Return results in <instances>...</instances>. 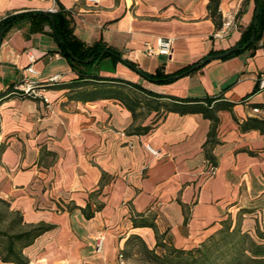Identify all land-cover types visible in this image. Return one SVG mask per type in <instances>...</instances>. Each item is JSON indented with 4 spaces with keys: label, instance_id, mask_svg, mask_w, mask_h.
Returning a JSON list of instances; mask_svg holds the SVG:
<instances>
[{
    "label": "crops",
    "instance_id": "0c3cea01",
    "mask_svg": "<svg viewBox=\"0 0 264 264\" xmlns=\"http://www.w3.org/2000/svg\"><path fill=\"white\" fill-rule=\"evenodd\" d=\"M97 1L0 0V20L60 5L84 43L102 41L140 71L171 74L234 47L254 12L253 0H218L217 22L221 12L238 9L240 29L217 40L209 0ZM45 31L30 34L21 23L0 45V199L25 224L52 227L23 250L27 264H118L119 252L126 264H138L126 256L125 243L135 235L155 247V231L145 222L168 245L190 249L226 224L232 229L256 218L251 210L264 214V131L244 127L259 121L251 108L264 105V89L251 94L264 74V30L253 51L212 60L166 84L110 58L96 62L82 70L152 95L123 86L119 95L111 91V98L94 101L77 100L63 87L76 74ZM158 38L173 39L169 58L143 53ZM52 77L57 81L47 84ZM27 82L39 97L22 93ZM168 97L232 107L216 113L211 135V120L170 110L175 102ZM99 233L104 241L97 254ZM0 264L13 263L0 257Z\"/></svg>",
    "mask_w": 264,
    "mask_h": 264
},
{
    "label": "trees",
    "instance_id": "16d2710c",
    "mask_svg": "<svg viewBox=\"0 0 264 264\" xmlns=\"http://www.w3.org/2000/svg\"><path fill=\"white\" fill-rule=\"evenodd\" d=\"M253 3V18L250 24L245 29L241 30L240 38L234 46L237 48V50L220 60L231 58L245 50L253 51L254 49H256V44L261 39L264 30V0H253ZM217 5L218 0H209L208 10L210 17L216 22V29L220 27V22H217L216 20ZM256 10L258 11L257 16H255ZM255 20L256 25L254 26ZM21 23L27 24V31L30 34L45 33V28H48V34L53 38L57 46V50L55 51V53H57L61 57H64L68 61L72 71L76 74V78L68 84H65L63 87L69 88L70 90H74L72 97L80 101H94L97 99L111 98L112 95H109L111 91L114 93V95L117 96L120 94L119 88L123 86H128L129 89L138 90L149 96L152 95L151 93L143 90L136 84H131L118 78L91 75L82 70L83 68L91 66L92 64L100 62L104 59L110 58L115 62H121L132 70L139 73L141 76L145 77L150 82L166 84L171 83L178 78H181L185 75L191 74L201 69L210 62V57L224 53L232 48L231 47L229 49L221 51H211L205 57L201 58L192 65L180 68L171 74H164L161 68L156 69L153 74H149L140 71L134 64L121 59L119 52L107 46L104 42L98 41L88 45L81 41L79 38H77L74 35V22L70 16V12L65 10L60 5H57V9L55 12L24 11L20 13L6 15L0 20V33H2V38L10 29ZM252 38L253 41L251 42ZM90 58L94 59L91 63H83L84 61L89 60ZM257 89L258 88L256 85L251 94L255 93ZM0 96L3 95L0 94ZM168 98L175 102L170 105V110L182 115L200 113L205 118L211 120V122L213 123L211 135L218 122L216 113L222 110H229L232 107L231 103L224 101L215 102V99L211 98ZM244 127L255 128L264 131V121H247L244 124ZM2 149L3 146H0V151ZM0 202L3 203L9 209V204L7 202L1 199ZM11 212H13L17 216V226L20 227V230L16 234L7 237V241L4 244L2 243V245H4L3 247L0 245V257L1 260L5 263L27 264L26 259L22 254L23 250L26 247L30 246L39 236L51 230L52 227L42 222L36 225H27L23 222L22 216L19 212ZM85 216L88 218L91 216V213H85ZM143 226H149L155 231V247L153 249H148L144 242L141 240V238L133 235L130 236L125 243V249L127 250L126 256H128V251L133 250L136 245L141 247L145 254H147L150 258L158 259L159 257L157 255V250L164 246L171 248L172 251L175 253L184 254L192 251H197L199 247L205 245L206 243L204 242L198 248L190 250L178 249L171 245H168L164 241L163 235H160L157 232L156 227L153 224L149 225L145 222L143 223ZM227 227V232H229L230 234H232L233 232H237V234L239 235L238 238L240 239L238 240V243L246 242L249 244L248 248L243 246L240 247L238 253L239 257L245 258L252 264H264V243L261 244L254 241L251 237H249V234L244 233L241 230H237L236 226L232 229H230L229 225ZM222 230L223 228L220 229L214 235H212L207 241L213 239V237L221 233ZM258 238L264 240V237H261V235ZM208 252H210L208 249L204 252L203 259L207 257ZM151 263L156 264L155 262ZM188 264H205V262L195 259Z\"/></svg>",
    "mask_w": 264,
    "mask_h": 264
},
{
    "label": "rangeland",
    "instance_id": "374dc122",
    "mask_svg": "<svg viewBox=\"0 0 264 264\" xmlns=\"http://www.w3.org/2000/svg\"><path fill=\"white\" fill-rule=\"evenodd\" d=\"M256 218L250 217L246 218V221H239L235 225L237 230H241L244 233L249 234L254 241L258 243H264L263 239L258 238L260 235L264 237V214L262 210L254 209L251 210ZM226 224L223 227L221 233L215 235L213 239L204 242L205 245L199 247H193L190 249L198 248L197 251H192L189 253L178 254L172 251L169 247H161L157 250L158 259L150 258L141 247L136 245L133 250L128 251V258L133 263L138 264H188L192 260H200L205 262V264H252L243 257H239L240 247H249L248 243H238L240 240L237 232L230 234L227 232ZM20 230L17 226V216L11 212L3 203L0 202V245L3 247L7 240L6 238L10 235L16 234ZM203 242V243H204ZM210 251L207 257L203 259V254L207 249ZM185 249V250H190ZM217 257V258H216Z\"/></svg>",
    "mask_w": 264,
    "mask_h": 264
},
{
    "label": "built area",
    "instance_id": "2783aa9c",
    "mask_svg": "<svg viewBox=\"0 0 264 264\" xmlns=\"http://www.w3.org/2000/svg\"><path fill=\"white\" fill-rule=\"evenodd\" d=\"M94 4H97V0H88ZM57 8L52 9L50 12H55ZM238 9H231L227 11H223L220 13V27L215 30L212 34L213 39L223 40L225 39L230 32L238 31ZM172 38H158L156 40L155 46H152L150 43H146L143 49V53L147 56H164L169 58L172 54ZM31 70V69H29ZM57 81L56 77H52L48 79L47 84L54 83ZM35 83L27 82L25 86L22 88V93L26 96L39 97V94L34 91ZM258 90L264 89V74L261 75L257 81ZM44 102H48L46 97H41ZM252 116L259 120L264 121V105L262 106H254L251 108ZM152 154H156L155 151H152ZM210 174H214V170L211 169ZM104 235L99 233L95 238V248L94 251L97 254H100L103 247ZM117 263L118 264H126V260L122 254L119 252L117 254Z\"/></svg>",
    "mask_w": 264,
    "mask_h": 264
},
{
    "label": "water",
    "instance_id": "95a60500",
    "mask_svg": "<svg viewBox=\"0 0 264 264\" xmlns=\"http://www.w3.org/2000/svg\"><path fill=\"white\" fill-rule=\"evenodd\" d=\"M258 15V11L256 10L255 12V16ZM256 25V20L254 21V26ZM253 41V38L251 39V42ZM1 42H2V33H0V45H1ZM237 50L236 47H232L231 49H229L228 51L224 52V53H221V54H218V55H215V56H212L209 58L210 61L212 60H219V59H222L224 57H226L227 55L229 54H232L233 52H235ZM94 59L93 58H90L89 60H86L84 61L83 63L84 64H89L93 61Z\"/></svg>",
    "mask_w": 264,
    "mask_h": 264
}]
</instances>
